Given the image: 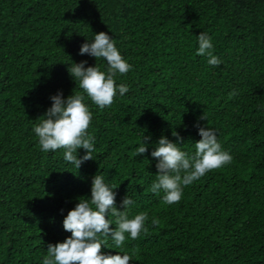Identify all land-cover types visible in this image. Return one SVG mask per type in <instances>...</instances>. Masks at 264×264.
Returning a JSON list of instances; mask_svg holds the SVG:
<instances>
[{
	"label": "trees",
	"instance_id": "obj_1",
	"mask_svg": "<svg viewBox=\"0 0 264 264\" xmlns=\"http://www.w3.org/2000/svg\"><path fill=\"white\" fill-rule=\"evenodd\" d=\"M101 31L132 65L116 78L129 91L104 109L85 94L95 151L78 169L63 148L42 151L34 127L51 96L82 91L73 63L107 71L106 60L80 55ZM202 32L218 67L197 55ZM198 123L232 162L165 204L163 190L151 192V152L162 137L177 142L175 131L194 155ZM144 136L148 151L137 156ZM96 175L118 187V207L131 197L130 218L149 217L148 232L121 248L104 238L105 254L136 249L130 264H264V0H0V264H43L48 245L71 236L63 221L90 199Z\"/></svg>",
	"mask_w": 264,
	"mask_h": 264
},
{
	"label": "clouds",
	"instance_id": "obj_2",
	"mask_svg": "<svg viewBox=\"0 0 264 264\" xmlns=\"http://www.w3.org/2000/svg\"><path fill=\"white\" fill-rule=\"evenodd\" d=\"M198 40L197 55L207 56L208 64L218 67L222 61L213 53L211 37L202 32ZM85 54L95 57L96 60H106L107 71H101L97 65L86 67V60L73 63L69 73L82 91L74 92L66 99L62 91L51 96L52 106L42 116L46 118L34 127L42 151L63 148L65 160L78 169L85 161L93 159L92 153L95 151L94 137L88 132L93 113L84 102L85 94L100 109L110 107L117 94L123 96L129 91L128 85L117 84V75H124L132 68L117 48L116 41L107 32L101 31L95 34L93 42L84 43L80 48V55ZM236 95V91H233L229 98ZM200 119L206 120V116L203 115ZM196 126L202 139L195 142L194 155L190 156L181 150L178 145L182 144L183 137L175 131L172 135L177 138V142L162 137L151 152V156L158 161V174L151 185V192L159 194L163 190L165 204L178 203L185 187L207 172L232 162V156L222 150L216 133L199 123ZM150 139L144 136L143 143L136 149L137 156L147 153ZM79 149L86 150V155L79 157ZM117 188L115 185L110 187L106 184L101 175L93 178L90 199H80L63 221L64 230L70 232L71 236L63 242L49 244L43 264H130L137 250L131 249L130 254L123 255L105 254L103 248L107 240L104 238L110 237L115 247L121 248L126 238L136 240L141 233L148 232L145 224L149 217L147 212H140L130 218L128 208L134 201L127 195L118 207L115 191ZM109 216L115 219H109ZM151 223L158 226L160 221L153 218ZM113 224L115 228L111 227Z\"/></svg>",
	"mask_w": 264,
	"mask_h": 264
}]
</instances>
